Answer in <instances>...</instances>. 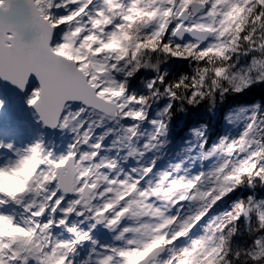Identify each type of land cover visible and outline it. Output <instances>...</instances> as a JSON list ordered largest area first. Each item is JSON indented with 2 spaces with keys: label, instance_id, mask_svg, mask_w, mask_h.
<instances>
[{
  "label": "snow or ice",
  "instance_id": "obj_1",
  "mask_svg": "<svg viewBox=\"0 0 264 264\" xmlns=\"http://www.w3.org/2000/svg\"><path fill=\"white\" fill-rule=\"evenodd\" d=\"M198 2H203V8L189 4L185 9L186 0H164L163 6L161 0H140L139 3L137 0H0V13H8L14 5H19L27 9L29 17L27 21L21 18L9 22L0 16V79L23 91L30 76L34 75L40 87L28 100L29 106L35 108L45 126L70 130L75 136L67 155L59 158H53L41 142H36L17 152L14 160L0 164V172L10 174L33 155L39 161L23 193L15 199L0 193V209L9 205L23 209L19 222L12 215L0 212V220L16 230L14 234L0 235V264H71L69 257L75 254L77 246L89 241L94 246L97 244L91 238V231L80 230L75 222L69 226L68 218L73 215L90 221V229L102 225L109 232H116L114 241L122 242L116 246H102L101 251L95 253L94 264H133V258L140 256L143 258L138 264H185L193 258L198 264H225L226 261L232 264V259L240 260L241 257L244 264H264V199L251 196L235 202L230 211L214 217L203 229V235L191 240L189 246L178 250L173 247L177 241L189 236L213 206L237 188H255L258 181L264 187V159H261L264 157V138L255 136L257 132H264V118L258 115L259 106L254 107L251 122L239 139H221L216 147L202 154L203 160L215 157L218 151L227 157L207 174L201 172L186 179L183 176L172 178V173L162 172L155 184L148 181V186L141 190L140 184L152 172V167L134 168L132 172L138 178L128 175L121 180L118 177L110 179L104 171H114L116 160L104 157L97 162L103 141L113 132L109 129L94 137V129L103 127L107 121L117 124L122 120L137 122L121 128L123 134L113 141V147L119 144L128 148L125 159L142 157L144 153L138 152L131 142L138 134L139 124L147 118L144 109L151 106L147 97L166 95L176 101L178 94L173 89L179 87L183 79L172 82L161 92L159 84L165 82V77L159 75V66L145 63L144 55L119 60L116 54L99 53L85 59L84 42L90 36L96 38L100 43L94 46L95 52L119 37L121 29L127 27L130 10L135 5L138 10L154 13L153 18L142 19L133 25H143L137 31L139 44L153 37L161 41L159 48L150 49L153 58L157 54H167L172 58L191 60L196 53L206 61L210 50L223 44L224 32L220 25L234 8L243 7L245 0ZM148 3L151 7H144ZM247 7L253 10L249 23L264 25V0H251ZM53 9H64L67 14L57 17ZM188 12H196L199 22L189 23ZM173 14L177 19L168 24L167 20ZM211 17H215V21L205 23ZM61 27L65 31L57 42L55 34ZM28 31L34 33L30 41L25 39ZM260 31L264 29L253 31L250 37L247 32L243 33L241 39L247 40L250 47L237 43V51L228 57L227 63L216 68L215 77L234 78L235 82L232 87L222 90L211 89L214 94L208 101L210 107H215L217 94L223 99L226 94H238L253 83L264 82V36L258 38ZM166 37L169 42H165ZM185 38L187 42L183 44L174 43ZM174 48L191 50L185 55L172 50ZM65 49L70 51L66 53ZM217 55L221 59L225 57L223 52ZM242 56L251 57L250 62L246 67L237 68ZM229 65L231 78L226 75ZM141 69L156 72L158 80L146 84L147 95H129L128 79ZM191 97L187 99L188 104L204 102L202 86L200 91H191ZM68 102H80L84 107L65 114ZM172 108L173 104L169 103L158 113L162 119L152 122L156 134L150 141L166 135L164 118ZM85 113L95 119H82ZM234 119H239V114ZM194 134L201 136L202 132ZM94 138L96 142L92 143ZM242 144L251 147L236 155L238 145ZM155 146L151 142L143 145L149 151ZM2 147L4 145H0ZM7 148L11 150L12 146L7 145ZM180 167L175 165L174 171L179 172ZM244 171L248 175L238 178L235 185L229 182ZM203 183L208 185L206 189L201 187ZM182 202L199 206L194 214L183 219L168 214ZM58 213L62 218H57ZM45 216L46 221L42 219ZM125 220L129 223L121 228ZM54 228H63L72 239L57 240L52 235ZM229 234L231 240L227 239ZM240 234H246L250 242L246 247L236 248L233 239ZM162 239L166 243L155 247ZM162 254L164 258L160 259Z\"/></svg>",
  "mask_w": 264,
  "mask_h": 264
},
{
  "label": "trees",
  "instance_id": "obj_2",
  "mask_svg": "<svg viewBox=\"0 0 264 264\" xmlns=\"http://www.w3.org/2000/svg\"><path fill=\"white\" fill-rule=\"evenodd\" d=\"M206 2V0H204ZM251 0H247L244 3L243 7H236L233 9L229 20L224 25H221L220 29L224 32V40L223 44L217 45L215 48L210 50V54L207 57L206 61L202 60L201 57L193 53L191 60H182L177 58H172L164 63V60L168 57H171L167 54H157L154 58L151 56V50H145L141 48L137 55L145 56L146 64H155L160 67L159 75L165 77V82L159 84L161 92L164 91L174 81H178L181 78L183 79V84H188L189 79L192 80L195 89L198 91L202 90L204 93V102L196 106V103H191L189 105L185 104L183 101H172L166 95L163 97H153L148 96L147 100L151 104L150 107H145L144 111L147 115L145 121H142L139 124L138 134L139 133H149L151 131L150 136L156 134V128H152L153 121H159L162 119L158 113L162 112V110L167 107L169 103L173 104V108L171 112L168 113L167 118L165 119V123L167 124V132L165 136H161L157 141H151V143H155L156 152L154 153L156 156V161L154 166L152 167V172H157V170L163 169L167 164H170V168L167 172L172 173V178H179L180 176L185 177L186 179H191L196 175H199L201 172L204 173L206 162L205 160L198 157L194 159L193 164L190 163V149L185 144L187 140H191L194 133L199 131L202 132L201 136H196L197 139L195 141V146L203 145L201 149L206 150L209 146L219 144L218 141L222 139L223 136H229L230 134L234 135V139H239L242 134V125H239V128L236 129V132H232L230 125H227L226 122V113L228 108H240L247 112L248 115V123L251 122L250 117L253 115V110L255 106H259L258 115L261 118H264V82L253 83L249 88L245 89L243 92L238 94H226L223 99L227 102L224 107H216L211 108L209 105V97H211L214 92L210 91L211 89H219L222 90L223 87H232L234 78L232 80H225L223 78H217L214 76V72L216 68L223 67L227 63V59L231 56L232 53L237 51L236 44L239 43L244 47H250L247 43V40H242L241 36L243 33L247 32L250 37L253 31L257 29H264V25H260L256 23L253 25L249 23V18L253 14V10L248 8L247 5ZM144 7H151V4H145ZM255 5H253V8ZM235 10V11H234ZM66 11L64 9H53V14L57 17L66 15ZM175 21V18H174ZM143 25H137L133 27L130 34L134 37V39L129 43L128 47L130 50L129 56H131L132 52H136V45L138 44L137 31L139 27ZM65 30L64 27L58 29V38L59 41L60 35ZM259 36H264V31L258 32ZM147 39L145 40V42ZM165 42H169L167 37ZM187 42V40L179 43L175 41L174 43L183 44ZM204 47V45H201ZM174 51H180L187 55V51L191 49H182V48H174ZM242 52V49H240ZM223 52L225 54L224 59L218 57L217 53ZM147 53V55H145ZM235 59V58H234ZM251 57L242 56L239 58V62L237 64V68L246 67L250 62ZM228 77H232L231 66L229 65V70L226 73ZM204 77L205 79H201ZM158 80V74L152 70L141 69L138 73L135 74L134 77L128 79V94L136 95L137 97L147 95L148 90L146 88V84ZM213 80L216 82L213 83ZM173 91H176L174 88ZM185 92L188 96V99H191V92H188L185 89ZM177 94H179L177 92ZM197 100L199 97L196 98ZM219 94H217L216 100H220ZM72 108L80 109L79 106L72 105ZM183 109V110H181ZM85 117V116H84ZM108 122V121H107ZM106 122V128H110L111 130H116L115 135L116 138L121 136L123 133L121 132L122 127H128L136 124L137 122L131 120H122L119 124L109 121ZM94 133H99L98 130H95ZM137 134V138L140 136ZM264 138V132H259V139ZM134 140V138H133ZM144 139H140V143H143ZM187 146V147H186ZM180 148H183L180 150ZM240 148V145H238ZM237 148L236 155H239L240 152ZM114 152L117 151L115 147L113 149ZM167 156V157H166ZM162 157V160L160 159ZM166 157V158H165ZM264 159V157H261ZM181 165L180 171L175 172V165ZM206 174V173H205ZM247 171L239 173L238 176H234L231 178L230 182H235L238 178L243 176H247ZM134 178H136L134 176ZM264 179V178H262ZM206 183L201 184L202 188L206 189ZM254 197L257 200L264 199V187L260 186L257 183L255 188L248 189L247 186L237 188L231 195H227L221 201H219L213 208L208 212L207 216L203 218V220L197 224V226L190 232V234H198L203 235V229L207 226V224L216 216L221 215L226 211H230L235 202L239 200H246L248 197ZM198 204L191 202H182L177 205L175 208H172L171 211L173 213L177 212L176 215H179L181 219L185 218L188 215H192L195 213L198 208ZM241 231L243 233L244 221L241 218ZM227 239L231 240V235L227 237ZM249 239L246 234H240L234 237L233 246L236 248L246 247L249 243ZM227 251V247L225 248ZM240 264H244V258L241 257Z\"/></svg>",
  "mask_w": 264,
  "mask_h": 264
},
{
  "label": "rangeland",
  "instance_id": "obj_3",
  "mask_svg": "<svg viewBox=\"0 0 264 264\" xmlns=\"http://www.w3.org/2000/svg\"><path fill=\"white\" fill-rule=\"evenodd\" d=\"M247 1V0H245ZM143 2V0H142ZM164 5V0H161V6ZM186 5V3H185ZM184 5V6H185ZM95 5H93L94 7ZM75 7V6H72ZM71 10V9H69ZM91 11V7L89 9ZM67 14V13H66ZM174 14L173 16L167 20L168 24H171L174 21ZM230 16L226 21H224L221 25H225L227 21L229 20ZM215 21V17H211L208 21H205V23H212ZM199 22L198 17L194 20V23ZM220 25V26H221ZM221 28V27H220ZM65 31V30H64ZM63 31V33H64ZM62 33V34H63ZM62 34L60 36H62ZM38 89L32 88V90L27 94L26 98H19L16 96V94L4 89L0 85V102H2V107H0V145H4V147L0 148V164H3L9 160H14L16 158V153L20 152L30 146H32L36 142H41L47 152L52 153L53 158H59L60 156L67 155L70 146L74 143L75 136L70 130H62L61 128L57 127L56 130L52 132H47L43 129V127L40 125L38 117L32 112L31 107L28 104V100L31 98L34 91ZM67 110L65 111V114L68 111H71L73 113L77 112V109H74L71 107V105H68ZM82 108V107H81ZM80 108V109H81ZM79 109V110H80ZM78 110V111H79ZM240 108H228L226 113V122L227 125H230L231 131L236 132V129L239 128V125H242V127L246 128V125L248 124V115L247 112L241 111ZM239 114V119H234V117ZM85 116V117H84ZM82 119L86 120H94L95 117H90L85 113L82 116ZM109 123V121L107 122ZM106 122L103 127L95 128V130H98L99 133H94V137L103 135V133L110 128H106ZM153 125V123H152ZM152 128H155L153 125ZM242 129V131H244ZM116 130H112L113 134L109 135L104 141H103V148L99 153V156L97 157V162L101 158L107 157L109 160H116L117 161V167L114 171L104 170L108 175L110 179L119 178L123 180L126 176L131 175L134 178V175L136 178H138L136 173L132 172V169H141V168H148L151 166H154V161H156V148L152 149L151 151L144 149L143 145L145 143H150L151 139V132L149 133H139L138 135L141 136L144 140L141 145H136L135 141H140L141 138L134 137V140H132V145L137 149L138 152H143L144 155L141 157L137 155L136 157H129L125 159L127 156L128 148L123 147L122 145H117V151L118 154H113V141L116 140L115 135ZM197 135H193L191 140H187L185 143L188 146V149H190V163L193 164L194 159L201 157L202 154L207 153L212 148L216 147V145L209 146L206 150L201 149L200 145L197 147L195 146V141L197 139ZM255 136L257 139H259V132L255 133ZM222 139L226 140H233L234 135L230 134L229 136H223ZM221 140V139H220ZM219 140V141H220ZM218 141V143H219ZM92 143H95V138L91 141ZM127 143V141H125ZM7 145H11L12 148L9 150L7 148ZM186 146V147H187ZM251 147V145H240V148H238L239 152L247 151V149ZM183 148H180V150ZM167 157V156H166ZM165 157V158H166ZM162 160V157H160ZM227 157L222 154V151H218L215 153V157L210 158L209 160H205L206 166L204 173H208L211 171L214 167L219 166L221 163H223ZM170 168V164H167L163 169L157 170V172H151L140 184V189L143 190L148 186V181H152L153 184H155L159 179V173L167 172ZM134 174V175H132ZM230 182V181H229ZM233 185H235V182H230ZM206 188L208 185H205ZM230 193L229 195H231ZM158 204V202H156ZM23 209L22 207L16 206V205H9L2 209H0V212H3L8 215H12L18 222L20 214L22 213ZM177 212L173 213L170 211L168 214L175 216ZM75 216V215H74ZM57 218H62L59 216V213L57 214ZM73 218V216L69 217V219ZM77 221L75 222L80 230L82 231H91V238L92 240L97 241V244L94 246L91 241L85 242L82 245L77 246L76 252L73 256L69 257V260L71 264H84V261H89V264H94L95 260V253L100 252L102 246H116L117 244H121L122 242H116L114 241V236L117 234L116 232H109L105 228H99V229H90L89 223L87 220H85L83 217H76ZM46 221L47 216L42 218ZM81 221H84L81 223ZM73 223H69V226H71ZM194 230V229H193ZM52 235L59 241H69L72 239V237L63 229V228H54L52 230ZM200 235L198 234H190L186 238H182L181 240L177 241V243L173 246L177 250L183 247H187L190 245L191 240L199 238ZM95 248V252L93 249ZM167 256V253L165 254V257ZM91 257V259H90ZM164 255L161 256L160 259H163ZM195 259V258H194Z\"/></svg>",
  "mask_w": 264,
  "mask_h": 264
},
{
  "label": "clouds",
  "instance_id": "obj_4",
  "mask_svg": "<svg viewBox=\"0 0 264 264\" xmlns=\"http://www.w3.org/2000/svg\"><path fill=\"white\" fill-rule=\"evenodd\" d=\"M137 2L139 3L140 0H137ZM187 2H190V0H186V3ZM153 17H154V13H146L142 9L138 10L134 5L133 8L130 10V15L127 19V27L121 29L122 34L119 37L113 38L108 44H105L97 48L95 52H93V48L100 42L96 38L91 36L87 38V40L84 42L83 45L84 58L87 59L88 55H97L99 53H112V54H116L119 60L126 59L130 54L128 45L134 39V37L130 34L133 25L137 24L142 19L148 20ZM160 44L161 41L156 37H153L151 40H147L144 44L138 43L136 45V52H132L131 56L133 59H135L137 52H139L141 48L145 50L156 49L160 47ZM69 51H70L69 49H65L66 53ZM170 59H172V57L166 58L164 60V63H166ZM175 89H176L175 92L179 93L177 95V100L183 101L185 104H187V99H188V96H186L185 89H187L188 92H191L193 90L198 91V89L194 88L191 79H189L188 84L182 83L179 87ZM196 105L198 104L190 105V106H196ZM38 163L39 161L35 158V155H33V158L31 160H26L19 168L12 171L10 174L0 172V193L12 199H15L18 195L23 193L26 190L28 182L31 180L33 173L35 172ZM257 183H259V181ZM15 231L16 230L11 229L8 225H6L3 220H0V235L14 234ZM165 243L166 241L162 239L155 244V247H161ZM142 258L143 256L133 258V264H138V261ZM240 261L241 259L240 260L232 259V264H240ZM185 264H198V262L193 258L186 260ZM225 264H227V261L225 262Z\"/></svg>",
  "mask_w": 264,
  "mask_h": 264
},
{
  "label": "water",
  "instance_id": "obj_5",
  "mask_svg": "<svg viewBox=\"0 0 264 264\" xmlns=\"http://www.w3.org/2000/svg\"><path fill=\"white\" fill-rule=\"evenodd\" d=\"M190 4H193L197 9L203 8V4L202 3L191 2ZM190 15H192L193 17H195L197 15V13L196 12H188L187 13V16H186V19L187 20L189 19L188 17ZM0 16H2L6 21H9V22H16L17 20H19L21 18L25 19L26 21L29 19L27 9L21 8V6H19V5H14L12 7V9L8 13H0ZM193 34L194 35H200L201 33H193ZM33 35H34L33 32L28 31V32L25 33V39L30 41ZM56 36H57V32L55 34V38H56ZM185 40H187V38H185ZM177 41L178 42H182V41H179V40H177ZM0 82L5 87H7L13 93H16V94H27L33 86L38 87L37 89H39V87H40L39 81L37 80V78L34 75L30 76L29 81H28V83H27V85H26V87H25V89L23 91H21L19 88H17L16 86L12 85L11 83H9L7 81H4L2 79H0ZM210 99H211V97H209V100ZM68 103H73L75 105H82L80 102H68ZM217 104H218L219 107H223V106L226 105V101L224 99H220L218 101L216 100L215 106ZM31 110L39 118L40 123L43 125V127L46 130H48L50 132V131H53L54 129H56V128H52V127L45 126L43 124V122L40 120L39 114L36 112L35 108L34 107H31ZM248 189L251 190L250 187H248Z\"/></svg>",
  "mask_w": 264,
  "mask_h": 264
},
{
  "label": "flooded vegetation",
  "instance_id": "obj_6",
  "mask_svg": "<svg viewBox=\"0 0 264 264\" xmlns=\"http://www.w3.org/2000/svg\"><path fill=\"white\" fill-rule=\"evenodd\" d=\"M194 20H195V19H192V18H191L188 22H189V23H194ZM90 223H91V222L89 221V226H90ZM128 223H129V222H128L127 220H125V221L121 224L120 227L122 228V227H124L125 225H127Z\"/></svg>",
  "mask_w": 264,
  "mask_h": 264
}]
</instances>
